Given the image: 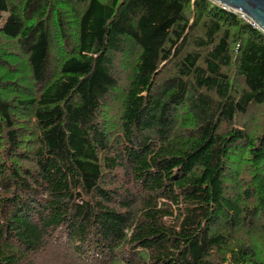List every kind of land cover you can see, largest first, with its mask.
I'll return each instance as SVG.
<instances>
[{"label":"trees","instance_id":"1","mask_svg":"<svg viewBox=\"0 0 264 264\" xmlns=\"http://www.w3.org/2000/svg\"><path fill=\"white\" fill-rule=\"evenodd\" d=\"M0 264H264V32L210 0H3Z\"/></svg>","mask_w":264,"mask_h":264},{"label":"water","instance_id":"2","mask_svg":"<svg viewBox=\"0 0 264 264\" xmlns=\"http://www.w3.org/2000/svg\"><path fill=\"white\" fill-rule=\"evenodd\" d=\"M222 5L242 12L264 32V0H215Z\"/></svg>","mask_w":264,"mask_h":264},{"label":"built area","instance_id":"3","mask_svg":"<svg viewBox=\"0 0 264 264\" xmlns=\"http://www.w3.org/2000/svg\"><path fill=\"white\" fill-rule=\"evenodd\" d=\"M210 1H211L212 3H214V4L218 5V6H220L222 9L227 10V11H231V12L234 13V11H232V10H235V9H232V8L226 6V5H222V4L218 3V2L215 1V0H210ZM237 13H238V15H239L242 19H244V20H246L247 22L251 23L252 26L258 28V27L256 26V24H255L251 19H249L246 15H244L242 12L237 11Z\"/></svg>","mask_w":264,"mask_h":264},{"label":"rangeland","instance_id":"4","mask_svg":"<svg viewBox=\"0 0 264 264\" xmlns=\"http://www.w3.org/2000/svg\"><path fill=\"white\" fill-rule=\"evenodd\" d=\"M232 11H234V13L238 14L237 10H232ZM6 16H7V12H6V8L4 6V2H3V0H0V23L2 22L3 18H5Z\"/></svg>","mask_w":264,"mask_h":264}]
</instances>
